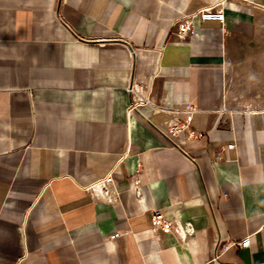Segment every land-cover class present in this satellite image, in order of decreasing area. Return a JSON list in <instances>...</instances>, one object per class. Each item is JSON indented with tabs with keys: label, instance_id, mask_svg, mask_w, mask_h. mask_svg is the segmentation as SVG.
I'll use <instances>...</instances> for the list:
<instances>
[{
	"label": "crops",
	"instance_id": "crops-1",
	"mask_svg": "<svg viewBox=\"0 0 264 264\" xmlns=\"http://www.w3.org/2000/svg\"><path fill=\"white\" fill-rule=\"evenodd\" d=\"M218 2L0 0V264H264V0Z\"/></svg>",
	"mask_w": 264,
	"mask_h": 264
},
{
	"label": "built area",
	"instance_id": "built-area-1",
	"mask_svg": "<svg viewBox=\"0 0 264 264\" xmlns=\"http://www.w3.org/2000/svg\"><path fill=\"white\" fill-rule=\"evenodd\" d=\"M226 1L227 0H219L218 5H223ZM213 8H214V6L207 7L205 9H202L201 11H199V13H197V14L202 15L204 13L211 11ZM192 18H193V16L184 17L180 22H178L176 24V36H177L178 40H180V41L184 40L185 37L187 36V34L192 31V28H193V19ZM128 91L131 93L132 89L130 88V89H128ZM159 110L164 111L165 109H159ZM176 129H177V127L174 126L171 128V131L173 133H176L175 132ZM195 137H197V135L194 132H190L188 134V138H195ZM233 147H234V145L231 144V145H228L226 147V149H232ZM105 184H106V180L103 179V180L98 181L94 185L88 187L87 189L91 190V189H96L98 187L103 188V186H105ZM151 222H152L153 227L161 229L165 232L179 233L181 231V226H179L177 223H171V222L166 221L159 211H154V213L151 216ZM119 235H120L119 233H114L113 235H111V238L118 237ZM246 243H247V241H242L239 243V246L243 247L246 245Z\"/></svg>",
	"mask_w": 264,
	"mask_h": 264
}]
</instances>
